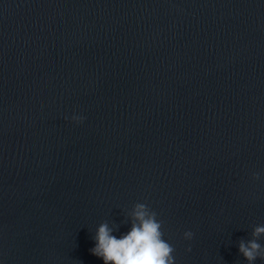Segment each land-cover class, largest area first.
<instances>
[{"label": "water", "instance_id": "1", "mask_svg": "<svg viewBox=\"0 0 264 264\" xmlns=\"http://www.w3.org/2000/svg\"><path fill=\"white\" fill-rule=\"evenodd\" d=\"M137 203L174 264H248L264 0H0V264H103Z\"/></svg>", "mask_w": 264, "mask_h": 264}, {"label": "clouds", "instance_id": "2", "mask_svg": "<svg viewBox=\"0 0 264 264\" xmlns=\"http://www.w3.org/2000/svg\"><path fill=\"white\" fill-rule=\"evenodd\" d=\"M82 118L73 116L79 122ZM257 179L258 174L254 173ZM131 227L126 234L117 237L107 223H101L96 231L95 246L90 249L92 255L101 258L103 264H174V248L163 239L162 221L146 204L137 203L131 213ZM185 239H191L193 233L186 231ZM264 235V226H256L252 239L241 240L238 251L248 264L264 259V247L257 238ZM190 250V249H189Z\"/></svg>", "mask_w": 264, "mask_h": 264}]
</instances>
